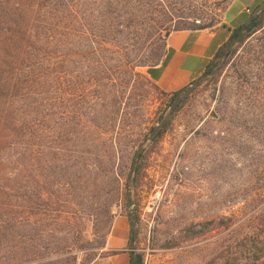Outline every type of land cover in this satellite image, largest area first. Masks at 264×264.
I'll list each match as a JSON object with an SVG mask.
<instances>
[{
  "label": "rangeland",
  "instance_id": "374dc122",
  "mask_svg": "<svg viewBox=\"0 0 264 264\" xmlns=\"http://www.w3.org/2000/svg\"><path fill=\"white\" fill-rule=\"evenodd\" d=\"M231 1L0 0V66L17 34L31 57L0 148V264H98L121 215L145 264H264V29L179 110L148 76L170 33Z\"/></svg>",
  "mask_w": 264,
  "mask_h": 264
},
{
  "label": "crops",
  "instance_id": "0c3cea01",
  "mask_svg": "<svg viewBox=\"0 0 264 264\" xmlns=\"http://www.w3.org/2000/svg\"><path fill=\"white\" fill-rule=\"evenodd\" d=\"M232 0L223 22L204 30H178L166 38V53L161 62L149 68L151 82L165 94H174L199 81L208 65L228 43L232 33L249 21L248 10L261 0H251L238 6ZM131 220L126 215L115 219L98 264H130L134 251L130 248Z\"/></svg>",
  "mask_w": 264,
  "mask_h": 264
},
{
  "label": "trees",
  "instance_id": "16d2710c",
  "mask_svg": "<svg viewBox=\"0 0 264 264\" xmlns=\"http://www.w3.org/2000/svg\"><path fill=\"white\" fill-rule=\"evenodd\" d=\"M258 9H261L262 13L255 14L245 25L238 28L234 33H232L228 43L219 51L217 56L208 63L206 70L202 76V79L207 77H215L219 70L220 63L224 61L226 58L229 57L230 54L235 52V49L242 46L249 38H251L254 34H257L259 31L264 29V0H262L261 4L259 5ZM208 28H213L211 26H199L198 25H190L188 27L180 28L178 30H204ZM177 30V31H178ZM23 35V38L18 36L15 42L16 52L7 51L2 55L5 58L2 61L3 66H0V148L3 144V141L7 139V130L6 127L9 125L10 120H15V110H14V102L15 97L9 98V94L13 93L15 90L19 88L20 81L15 80V63L19 60V62H23L24 58L25 61L30 60L31 57L27 56L28 54L26 51V35L25 34H17ZM10 42V40H9ZM11 45V44H10ZM23 45V47H22ZM23 50V51H22ZM22 56V58H20ZM14 65V66H13ZM6 67V68H1ZM25 78L24 72L20 75L21 79H27L32 84L38 83L41 78L40 74L33 72H27ZM158 89V88H157ZM159 90V89H158ZM188 88L182 89L179 92L174 93L173 101L178 103L175 110H179L182 105H185V98L187 97ZM14 94V93H13ZM181 96H184L181 98ZM12 102H11V101ZM180 100V101H179ZM25 101V100H24ZM179 101V102H178ZM182 104V105H181ZM155 131H160L159 128H155ZM163 133L159 134L158 142L161 140ZM138 159H140V155H137ZM135 175H139L138 171H135ZM134 236L131 231V239H130V248L133 250L134 245ZM130 264H145L144 256L140 253H135L131 255V262Z\"/></svg>",
  "mask_w": 264,
  "mask_h": 264
},
{
  "label": "built area",
  "instance_id": "2783aa9c",
  "mask_svg": "<svg viewBox=\"0 0 264 264\" xmlns=\"http://www.w3.org/2000/svg\"><path fill=\"white\" fill-rule=\"evenodd\" d=\"M248 12H250V10H248ZM194 85V83H191L190 85H189V87H192Z\"/></svg>",
  "mask_w": 264,
  "mask_h": 264
}]
</instances>
